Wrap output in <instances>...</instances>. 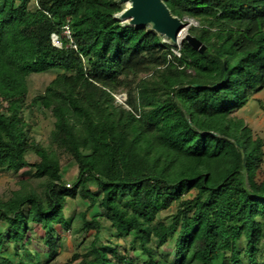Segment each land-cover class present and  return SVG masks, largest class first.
Masks as SVG:
<instances>
[{
    "label": "trees",
    "instance_id": "obj_1",
    "mask_svg": "<svg viewBox=\"0 0 264 264\" xmlns=\"http://www.w3.org/2000/svg\"><path fill=\"white\" fill-rule=\"evenodd\" d=\"M35 1L31 10L29 0H0V167L32 168L41 181L40 191L0 199V248L10 241L13 250L0 251L4 264H38L26 248L30 223L43 230L50 257L55 225L94 231L77 264L131 263L129 250L145 256L140 264H264L262 142L232 116L264 86V0H165L172 14L197 22L188 34L206 46L199 53L183 41L179 57L146 29L122 27L114 0ZM65 24L72 45L62 39L57 48L50 36ZM53 69L32 99L53 118L43 146L30 135L23 101L28 78ZM122 90L125 104L116 105ZM62 154L76 166L69 188ZM76 198L87 207L73 227L64 208ZM172 205L165 223L160 213ZM95 206L129 249L97 245L103 226L86 217ZM169 240L173 260L153 255Z\"/></svg>",
    "mask_w": 264,
    "mask_h": 264
},
{
    "label": "rangeland",
    "instance_id": "obj_2",
    "mask_svg": "<svg viewBox=\"0 0 264 264\" xmlns=\"http://www.w3.org/2000/svg\"><path fill=\"white\" fill-rule=\"evenodd\" d=\"M28 6L31 10L37 8L35 0H29ZM120 6V5H119ZM121 8V6H120ZM190 23L189 26H197V22L194 20L187 21ZM188 26V27H189ZM188 27L185 29L184 34L178 40V45L171 47L173 50H179L182 47L184 35L188 33ZM179 52V51H178ZM169 58V57H168ZM170 59V58H169ZM59 70L53 69L44 73L32 74L28 78V93L24 98V107L22 109L23 116L26 121L31 125L30 135L43 146H49L50 134L53 129V118L50 111L42 109L38 103L32 102L37 92H43L46 86L56 77ZM187 73H192L190 70ZM117 98L119 100L126 99L125 90L118 92ZM115 99L116 105H123ZM232 116L242 119L246 126L251 130L253 138H258L262 142V158L259 167L256 171L257 180H264V86L254 91L249 96L247 103L241 109L233 112ZM26 158L31 161L36 159L33 153H28ZM61 169L63 174V180L66 187L69 188L76 178V166L68 159L64 154L60 157ZM41 181L35 178L34 169L26 167L21 169L18 173L13 174L10 171H6L0 167V199L6 200L12 196L13 192L20 191L23 187H34L40 191ZM88 188L93 193H98V188L93 180H90L87 184ZM191 194L186 197L191 196ZM87 207V202L80 199H67L64 208V215L69 220L72 219L73 227L79 225L78 214L84 212ZM28 210L27 206L23 207V211L26 213ZM175 211V206L172 205L168 210L160 213L159 219L167 223L170 221L171 214ZM96 216L99 222L102 224V229L98 237L97 245L103 248L107 253L112 248L118 249V251L124 252L129 249L128 239L123 240L117 238L115 234L110 231L109 223L103 218L101 211L97 206L86 212V217L89 219ZM5 228V223L0 221V232ZM58 240L57 247L53 257L48 255L47 249L43 243V230L39 225L30 223L26 236L28 241L26 248L31 251L32 256L38 264H68L72 262L77 264L81 258L86 255L85 249L88 243L92 240L94 231H90L88 234H74L71 230H66L59 225H55ZM173 240L167 241L160 249L159 252H154L153 255H161L163 258L173 260ZM239 248H242L243 243H238ZM3 256H7L13 252L12 242L5 241V244L0 248ZM74 255H77L79 259H74ZM23 260L29 262L27 256L22 255ZM128 257L132 260L131 263L126 264H140L145 260V256L140 251H128ZM0 264L4 262L0 259Z\"/></svg>",
    "mask_w": 264,
    "mask_h": 264
},
{
    "label": "water",
    "instance_id": "obj_3",
    "mask_svg": "<svg viewBox=\"0 0 264 264\" xmlns=\"http://www.w3.org/2000/svg\"><path fill=\"white\" fill-rule=\"evenodd\" d=\"M121 10L113 15L122 27L144 28L170 46L178 45L180 33L188 23L172 14L165 0H114ZM185 42L199 53L206 46L190 34L184 35Z\"/></svg>",
    "mask_w": 264,
    "mask_h": 264
},
{
    "label": "built area",
    "instance_id": "obj_4",
    "mask_svg": "<svg viewBox=\"0 0 264 264\" xmlns=\"http://www.w3.org/2000/svg\"><path fill=\"white\" fill-rule=\"evenodd\" d=\"M51 38V42L52 44L57 47V48H61L62 46V39L68 40L69 45H72V39H71V30L68 24H65L64 26L61 27V33L58 34H51L50 36ZM74 47V46H73ZM179 50H173V55L179 57L180 56V52H178ZM115 99L119 100V98H117V95H115ZM126 99L119 100V102L121 104H125Z\"/></svg>",
    "mask_w": 264,
    "mask_h": 264
},
{
    "label": "bare ground",
    "instance_id": "obj_5",
    "mask_svg": "<svg viewBox=\"0 0 264 264\" xmlns=\"http://www.w3.org/2000/svg\"><path fill=\"white\" fill-rule=\"evenodd\" d=\"M184 31H185V30H183V31L180 33L178 40L182 37V35L184 34Z\"/></svg>",
    "mask_w": 264,
    "mask_h": 264
},
{
    "label": "clouds",
    "instance_id": "obj_6",
    "mask_svg": "<svg viewBox=\"0 0 264 264\" xmlns=\"http://www.w3.org/2000/svg\"><path fill=\"white\" fill-rule=\"evenodd\" d=\"M184 21H185V22H187V21H189V20H184ZM187 23L190 25V23H189V22H187ZM189 25H188V26H189Z\"/></svg>",
    "mask_w": 264,
    "mask_h": 264
}]
</instances>
